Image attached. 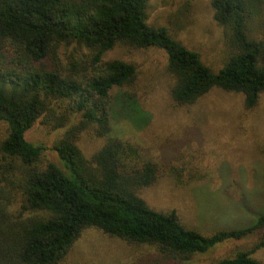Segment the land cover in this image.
Listing matches in <instances>:
<instances>
[{"label":"trees","instance_id":"obj_1","mask_svg":"<svg viewBox=\"0 0 264 264\" xmlns=\"http://www.w3.org/2000/svg\"><path fill=\"white\" fill-rule=\"evenodd\" d=\"M147 2L0 0V120L8 125L0 159L16 163L22 182L21 210L11 213L0 206V264H57L87 227L128 244L153 246L175 261L264 230V212L249 226L204 234L186 227L174 210L148 206L138 192L153 184L163 168L110 134L111 91L132 83L136 69L124 60L103 59L117 44L157 47L165 51L174 78L170 95L175 104H192L217 87L243 94L244 105L253 107L264 92V40L248 34V21L264 0H211L214 19L229 29L237 46L217 72L166 27L149 25ZM61 45L73 46L70 55L76 49L87 52L64 61ZM117 99L134 109L129 93ZM42 114L54 117L55 127L77 115V123L53 146L60 166H34L42 148L27 141L25 133ZM88 126L104 138L90 158L75 140ZM24 211L33 215L22 217ZM260 247L264 233L250 250L211 264H264L251 256Z\"/></svg>","mask_w":264,"mask_h":264},{"label":"rangeland","instance_id":"obj_2","mask_svg":"<svg viewBox=\"0 0 264 264\" xmlns=\"http://www.w3.org/2000/svg\"><path fill=\"white\" fill-rule=\"evenodd\" d=\"M146 15L149 25L166 27L214 72L237 51L229 29L214 19L211 0H148ZM248 34L264 40V3L251 14ZM72 47L61 45L59 57L66 61L87 52L76 49L70 55ZM103 59L124 60L136 69L132 83L111 91L110 134L135 146L142 159L163 168L153 184L138 192L148 206L161 212L174 210L186 227L204 234L253 224L264 212V92L253 107L244 105L243 94L217 87L192 104L177 105L170 95L174 78L167 70L164 50L117 44ZM121 92L136 102L134 109L121 106L117 99ZM52 104L56 117V102ZM54 117L42 114L25 133L27 141L42 148L34 166L43 168L48 162L60 166L53 146L78 121L71 114L64 125L55 127ZM7 130V123L0 120V143ZM76 137L86 158L104 142L92 126ZM15 164L0 159V206L11 213L19 212L22 204L21 172ZM32 215L24 211L22 217ZM263 233L256 230L175 261L153 246L128 244L87 227L57 264H211L250 250ZM251 256L264 263V247Z\"/></svg>","mask_w":264,"mask_h":264}]
</instances>
